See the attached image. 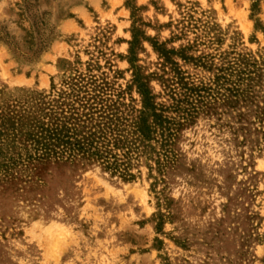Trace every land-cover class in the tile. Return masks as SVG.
<instances>
[{
    "label": "rangeland",
    "instance_id": "374dc122",
    "mask_svg": "<svg viewBox=\"0 0 264 264\" xmlns=\"http://www.w3.org/2000/svg\"><path fill=\"white\" fill-rule=\"evenodd\" d=\"M138 87L160 171L35 152L47 107ZM0 264H264V0H0Z\"/></svg>",
    "mask_w": 264,
    "mask_h": 264
},
{
    "label": "trees",
    "instance_id": "16d2710c",
    "mask_svg": "<svg viewBox=\"0 0 264 264\" xmlns=\"http://www.w3.org/2000/svg\"><path fill=\"white\" fill-rule=\"evenodd\" d=\"M139 108L94 103L67 108L47 107V121L30 134L35 152L41 156L82 157L103 168L132 179L131 162L153 164L160 171L172 157L173 140L179 123L153 102L145 88L138 87Z\"/></svg>",
    "mask_w": 264,
    "mask_h": 264
},
{
    "label": "clouds",
    "instance_id": "9594fccd",
    "mask_svg": "<svg viewBox=\"0 0 264 264\" xmlns=\"http://www.w3.org/2000/svg\"><path fill=\"white\" fill-rule=\"evenodd\" d=\"M46 231L49 232L50 236H51V243H52V246L55 247L57 245V243L59 242V239H60V234L57 233L54 228H49V229H46Z\"/></svg>",
    "mask_w": 264,
    "mask_h": 264
}]
</instances>
